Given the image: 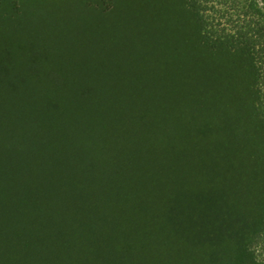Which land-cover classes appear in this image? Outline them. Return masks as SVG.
<instances>
[{
	"label": "rangeland",
	"instance_id": "374dc122",
	"mask_svg": "<svg viewBox=\"0 0 264 264\" xmlns=\"http://www.w3.org/2000/svg\"><path fill=\"white\" fill-rule=\"evenodd\" d=\"M200 42L179 0H0V108L19 114L18 135L54 105L68 120L99 91L132 108L115 117L139 153L134 165L155 182L161 210L149 238L133 243L151 264H236L264 226V125L250 68ZM133 122L150 132L134 135Z\"/></svg>",
	"mask_w": 264,
	"mask_h": 264
},
{
	"label": "trees",
	"instance_id": "16d2710c",
	"mask_svg": "<svg viewBox=\"0 0 264 264\" xmlns=\"http://www.w3.org/2000/svg\"><path fill=\"white\" fill-rule=\"evenodd\" d=\"M179 6L195 21L201 45L222 48L249 66L264 125V0H179ZM96 95L74 107L68 120L64 106L44 110L46 122L31 126L32 132L25 127L24 138L16 132L19 114L6 116L0 108V136L8 139L0 140V264L152 263L139 254L142 245L133 243L136 237L149 238L161 210L150 188L154 178L134 165L139 153L126 147L124 125L115 117L133 111L116 104V95L112 100L107 92ZM133 125L134 135L137 126L151 129L149 122ZM75 130L82 136L76 137ZM261 228L236 250V264H261ZM124 234L131 242L122 248L118 239Z\"/></svg>",
	"mask_w": 264,
	"mask_h": 264
}]
</instances>
